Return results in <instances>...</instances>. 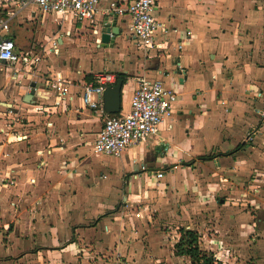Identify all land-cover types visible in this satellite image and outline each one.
<instances>
[{
	"label": "crops",
	"instance_id": "crops-1",
	"mask_svg": "<svg viewBox=\"0 0 264 264\" xmlns=\"http://www.w3.org/2000/svg\"><path fill=\"white\" fill-rule=\"evenodd\" d=\"M99 1L97 19L114 0ZM156 5L166 50L149 54L128 39L127 18L112 20L117 35L103 46L85 23L0 0V17L14 11L8 24L54 21L47 32L68 37L19 49L41 57L31 75L0 63V264H184L173 254L178 226L219 232L230 248L252 219L264 232V0ZM88 29L93 43L66 52L69 35ZM103 70L125 76L119 114L142 75L177 95L158 134L116 158L91 153L101 119L80 100ZM58 72L64 96L43 88Z\"/></svg>",
	"mask_w": 264,
	"mask_h": 264
},
{
	"label": "built area",
	"instance_id": "built-area-1",
	"mask_svg": "<svg viewBox=\"0 0 264 264\" xmlns=\"http://www.w3.org/2000/svg\"><path fill=\"white\" fill-rule=\"evenodd\" d=\"M13 4L20 10L33 6L42 14L55 16L59 23L67 19L74 24L85 23L99 37L104 27L112 29V20L127 18L126 33L136 49L166 50V41L160 39L161 35L166 34V28L156 17V0H114L99 19V0H13ZM13 16V9L5 11V17H0V31L8 30V22ZM111 37L115 39L112 32L109 33ZM52 47H57L56 39ZM40 58V55L17 49L11 38L0 36V63L13 69L15 74L31 75ZM136 82L137 87L131 93L128 110L116 117L109 116L102 106V94L108 86L116 83L115 74L99 71L83 84L80 93L82 105L101 119V127L92 147L95 154L119 157L126 148L155 137L163 120L171 115L177 99L174 91L165 87L160 80L144 75L138 77ZM65 85V78L58 72L43 88L64 96ZM260 116L264 117V112H260ZM131 164L138 165L139 170L146 169L136 159H132ZM156 177H162V173L157 172Z\"/></svg>",
	"mask_w": 264,
	"mask_h": 264
},
{
	"label": "rangeland",
	"instance_id": "rangeland-1",
	"mask_svg": "<svg viewBox=\"0 0 264 264\" xmlns=\"http://www.w3.org/2000/svg\"><path fill=\"white\" fill-rule=\"evenodd\" d=\"M33 7V6H30ZM47 21H50L47 20ZM46 22V24H48ZM52 23L54 24V21H51L47 25V28L49 26H52ZM55 25V24H54ZM45 26V27H44ZM20 28V29H19ZM46 25H43L40 23V19H37L35 21H26L21 26H16V21L11 22L8 24V34L10 35L11 31L16 34L18 41L16 42V46L20 50H26L30 48H26L28 45L35 44L36 49L40 47V45H43L42 43L45 42L46 44L43 46L50 47L52 45V42L55 41V37H64V32H60V28L58 27H52L49 32H47ZM89 29H91L89 27ZM89 29L81 34L73 32V34L69 35V39L66 40V43H72L65 46L63 44V48L66 49V52H70L72 54L78 53L79 47L82 43L91 44L90 41L93 40L90 34ZM42 32V33H41ZM93 43V41H91ZM116 46H120L118 42H116ZM116 46L114 48H116ZM42 49L41 47L39 48ZM120 52V50H119ZM155 49L149 50V54H154ZM60 55V52L57 54ZM47 58V57H46ZM93 144L91 145V153L95 154L92 150ZM252 223H249V226H251V230L249 229L248 232L242 235L241 241H238L237 243H240V246L236 245L234 248H230L227 243H224L223 236L219 232H210L211 236H209L211 239L213 238L215 241L211 242V239H208L207 236L201 238L204 234L207 235L209 232H205L202 234V227L196 224V231L198 234V231L200 233L199 236V247L201 251H203L207 256L212 255L213 263L214 264H264V232L262 231V226L259 224V231H255L254 229L258 224L256 223V219H252ZM180 228H183L181 226H178L176 230L177 233ZM170 232L169 229H163V231ZM209 234V235H210ZM230 240V239H229ZM164 247L167 249V247L170 245V242H172L171 238H167V240L163 239ZM232 240H230L231 242ZM174 254V252H173ZM178 257V256H175ZM176 263V262H175ZM188 262H184V264H189ZM177 264H181V262H177Z\"/></svg>",
	"mask_w": 264,
	"mask_h": 264
},
{
	"label": "trees",
	"instance_id": "trees-1",
	"mask_svg": "<svg viewBox=\"0 0 264 264\" xmlns=\"http://www.w3.org/2000/svg\"><path fill=\"white\" fill-rule=\"evenodd\" d=\"M116 82L121 80L125 83V76L115 74ZM89 80V77L86 76ZM119 113L109 114V116H118ZM179 238L173 245L174 256L187 257L189 264H214L212 255L207 256L199 247V236L196 231L180 228L178 231Z\"/></svg>",
	"mask_w": 264,
	"mask_h": 264
},
{
	"label": "water",
	"instance_id": "water-1",
	"mask_svg": "<svg viewBox=\"0 0 264 264\" xmlns=\"http://www.w3.org/2000/svg\"><path fill=\"white\" fill-rule=\"evenodd\" d=\"M110 32H112L115 36L117 35L116 31L110 29L109 27H104L101 30L100 40L103 46L113 45L114 38L113 37L109 38ZM122 85H123L122 81L118 80L114 85L108 86L102 94L103 109L109 114L118 113L120 110ZM31 87H34V85H31ZM32 95H33V91H31L25 96L23 102L29 103Z\"/></svg>",
	"mask_w": 264,
	"mask_h": 264
}]
</instances>
